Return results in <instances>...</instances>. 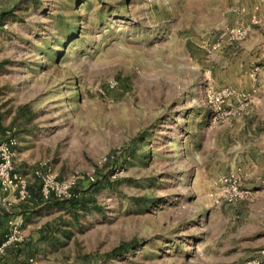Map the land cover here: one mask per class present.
I'll list each match as a JSON object with an SVG mask.
<instances>
[{"label": "rangeland", "instance_id": "1", "mask_svg": "<svg viewBox=\"0 0 264 264\" xmlns=\"http://www.w3.org/2000/svg\"><path fill=\"white\" fill-rule=\"evenodd\" d=\"M233 2L0 0L13 27L3 33L4 75L35 84L36 108L46 109L37 123L64 125L61 150L77 163L64 178L96 179L74 198L93 189L79 217L65 213L53 261L245 264L258 254L256 234L241 229L264 187L255 169L264 157V15L239 21ZM236 23L250 25L244 39L209 49ZM235 171L248 196L216 202Z\"/></svg>", "mask_w": 264, "mask_h": 264}, {"label": "crops", "instance_id": "2", "mask_svg": "<svg viewBox=\"0 0 264 264\" xmlns=\"http://www.w3.org/2000/svg\"><path fill=\"white\" fill-rule=\"evenodd\" d=\"M233 4L235 5L233 8L238 11L239 21H249L250 15L254 13L264 15V0H234ZM9 19V15H3L0 12V49L7 43V36L3 34L4 31H13L12 26L7 27L8 23H11ZM258 26L260 27L257 32L261 35L264 34V19ZM251 32H254V30ZM238 44L244 46L241 49L243 54L250 53L254 46L248 45V40L241 41ZM5 63L10 62H2V55H0V141L8 133L16 137L14 165L28 179L29 197L26 202L18 203L11 208H5L0 201V264H62L53 261L48 251L63 240L60 234L61 230L58 227H62V230H64L67 226L69 227V219L75 220L79 217L78 213L83 210V205L87 204L83 199L91 196L93 189L84 193L82 199L80 198L75 202H61L57 199L46 201L41 198L39 182L33 176L34 169L46 164L45 161H48L53 172L58 176L57 178L61 179L68 176L74 169L73 167H76V155L67 160L68 153L65 148L64 151L61 150V142L65 138L61 137L60 134L63 135L65 132L64 125H54L51 127L53 131H51L49 126L43 127V124L37 123L39 118L36 117H39L40 113H44V110H46L45 105L41 109H39L40 107L36 108V105L41 103L39 90L36 92L33 89L35 84H31V81L26 84L24 81L25 76L14 78L4 75ZM23 64L25 66L26 62ZM262 104L260 100L256 123L259 122V119H263L264 107ZM261 126L262 128H258L261 129L262 134L256 138L258 142L256 148L264 151V127L262 124ZM77 131H80V127H75L74 138H77ZM253 164L255 165V163ZM255 166L257 172L264 173V157L256 159ZM253 192L256 200L247 206L248 213L251 216L250 224L246 223V227L243 226L241 231L242 234H250V232L256 234V242L253 246L254 249L258 250L264 248V187L259 185ZM65 213L70 215L71 218ZM18 215L23 218V241L17 246H1L7 234L8 218ZM72 222L74 223V221ZM56 229L59 230L57 234H55ZM66 230L68 229L64 230L65 234L68 233ZM258 237L263 239L259 240Z\"/></svg>", "mask_w": 264, "mask_h": 264}, {"label": "built area", "instance_id": "3", "mask_svg": "<svg viewBox=\"0 0 264 264\" xmlns=\"http://www.w3.org/2000/svg\"><path fill=\"white\" fill-rule=\"evenodd\" d=\"M262 17L252 15V22L257 23ZM250 30V25L236 23L225 27L212 43L209 49H216L224 42H233L244 39ZM213 100L223 101L217 96ZM211 101V99H209ZM16 137L8 133L0 141V201L5 208H11L18 203H23L29 197V183L25 175L19 172L14 165L16 156ZM34 178L39 182V192L43 200H71L80 195V189H86L95 182L93 174L71 175L67 178L58 179L45 164L40 165L33 171ZM84 180V181H80ZM84 182V183H83ZM222 186L218 192L216 202L227 200L235 202L248 196V191L240 188L238 172H233L222 179ZM85 187H82L84 186ZM22 216H11L7 220V234L1 246H17L23 241ZM245 264H264V249H260L257 255L246 259Z\"/></svg>", "mask_w": 264, "mask_h": 264}, {"label": "trees", "instance_id": "4", "mask_svg": "<svg viewBox=\"0 0 264 264\" xmlns=\"http://www.w3.org/2000/svg\"><path fill=\"white\" fill-rule=\"evenodd\" d=\"M96 183V182H95ZM95 183H92L91 185H93V184H95ZM79 200V198L78 199H71V201H78Z\"/></svg>", "mask_w": 264, "mask_h": 264}]
</instances>
